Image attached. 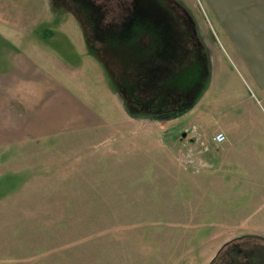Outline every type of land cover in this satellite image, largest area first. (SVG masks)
Segmentation results:
<instances>
[{"label": "rangeland", "instance_id": "374dc122", "mask_svg": "<svg viewBox=\"0 0 264 264\" xmlns=\"http://www.w3.org/2000/svg\"><path fill=\"white\" fill-rule=\"evenodd\" d=\"M47 7L33 32L0 30V68L43 54L76 87L52 99L78 106L57 124L52 100L47 131H0V264H228L238 242L264 249V0ZM208 80L204 103L167 116ZM123 89L163 116L128 113Z\"/></svg>", "mask_w": 264, "mask_h": 264}, {"label": "crops", "instance_id": "0c3cea01", "mask_svg": "<svg viewBox=\"0 0 264 264\" xmlns=\"http://www.w3.org/2000/svg\"><path fill=\"white\" fill-rule=\"evenodd\" d=\"M48 13L47 0H0V30L8 32V35H16L15 31L22 33V35L33 32L40 24L44 23ZM46 50L48 51L47 48ZM8 61L7 66L0 68V131H7L6 128H9L10 133L15 132L18 126L29 130V132L35 127L39 131H47L46 129L50 127L51 122L49 111L52 100L57 104L58 111H62L56 117L57 124L65 119L67 103L74 104V106L78 104L75 97L67 99L64 91H61L63 95L60 93L55 99H52L51 89H76V87L68 85L67 88L65 82L51 72L49 59L43 54L39 56L32 53L17 52ZM217 78L218 87L230 88L227 75L220 74ZM219 78L222 79L219 80ZM213 84L208 80L207 85L204 86L205 84H203L200 93H197L196 101L193 100L189 105L182 104L186 114L194 110L200 102L204 103L205 91L203 90L212 89ZM237 85L239 89H244L238 81ZM105 89L107 98H110L111 105H113V102L116 103L114 92L111 90L113 88L108 85ZM124 92L122 103L125 110L131 113L129 112V96L126 90ZM134 96H139V94L135 93ZM201 106L203 108L202 104ZM185 113L182 116L186 115ZM179 120L180 117H177L176 122ZM189 124L191 123L184 122L182 128ZM203 172L208 173L209 171L206 169ZM215 195L217 196V193ZM217 214L221 215L220 213Z\"/></svg>", "mask_w": 264, "mask_h": 264}, {"label": "flooded vegetation", "instance_id": "af4514ba", "mask_svg": "<svg viewBox=\"0 0 264 264\" xmlns=\"http://www.w3.org/2000/svg\"><path fill=\"white\" fill-rule=\"evenodd\" d=\"M93 5H98L100 8H103V17L108 14V10L111 12L116 11L115 7L118 8L117 13H122L125 7L129 4L130 0H91ZM107 1L109 2V6ZM107 3V4H106ZM127 4V5H126ZM108 8V9H107ZM109 20V19H108ZM231 250L234 252L235 257L233 256V262H229L228 264H264V249L259 248L256 245V248H251L244 246L242 242H238L232 248L228 249V252ZM222 263V262H221Z\"/></svg>", "mask_w": 264, "mask_h": 264}, {"label": "trees", "instance_id": "16d2710c", "mask_svg": "<svg viewBox=\"0 0 264 264\" xmlns=\"http://www.w3.org/2000/svg\"><path fill=\"white\" fill-rule=\"evenodd\" d=\"M184 111H185V109H183V107H181V108L176 109V110L167 111L166 114H167V116H175L176 114L182 113ZM131 112H133V114L134 113L147 112V113L152 114L153 116H156V117L163 116L162 114H157V113L153 112L152 110H145V111L142 110L141 111V110L132 109ZM166 114H164V115H166Z\"/></svg>", "mask_w": 264, "mask_h": 264}, {"label": "built area", "instance_id": "2783aa9c", "mask_svg": "<svg viewBox=\"0 0 264 264\" xmlns=\"http://www.w3.org/2000/svg\"><path fill=\"white\" fill-rule=\"evenodd\" d=\"M212 139L217 142L220 143L224 140V134L221 131H218L216 133L213 134ZM178 156L182 159V160H187L185 154L183 153L182 150L178 151Z\"/></svg>", "mask_w": 264, "mask_h": 264}, {"label": "water", "instance_id": "95a60500", "mask_svg": "<svg viewBox=\"0 0 264 264\" xmlns=\"http://www.w3.org/2000/svg\"><path fill=\"white\" fill-rule=\"evenodd\" d=\"M201 88V87H200ZM199 88V89H200ZM124 90V89H123ZM125 91V90H124ZM190 103V102H189ZM185 105H186V103H185ZM185 105H183V106H185ZM189 105V104H188ZM129 106H130V104H129ZM132 109H134V110H137L136 108H131V107H129V112H131V110ZM145 111V110H144ZM131 113H133V112H131ZM135 114V113H134ZM156 117V116H155ZM177 120V118L176 117H173L171 120H169V121H167V124L168 123H172V122H174V121H176Z\"/></svg>", "mask_w": 264, "mask_h": 264}]
</instances>
